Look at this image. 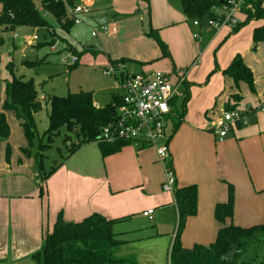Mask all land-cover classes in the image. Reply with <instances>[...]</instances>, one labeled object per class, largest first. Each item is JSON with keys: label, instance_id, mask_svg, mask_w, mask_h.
Here are the masks:
<instances>
[{"label": "crops", "instance_id": "crops-1", "mask_svg": "<svg viewBox=\"0 0 264 264\" xmlns=\"http://www.w3.org/2000/svg\"><path fill=\"white\" fill-rule=\"evenodd\" d=\"M175 1L178 0H149V4L143 1L142 6L153 7V25L156 28L168 27L171 30L162 35L172 46L173 54L187 57L173 63V71L180 73L176 71V63L186 65L199 50L201 53L202 39L207 38L202 36V23L199 26L192 23L193 29L185 14L174 8ZM136 3L138 5V0H112L116 14L131 12ZM237 17L239 22L244 19L240 11ZM248 23L250 26L242 33L237 32L243 26L237 32L230 28L229 31L217 32L214 40L232 35V41L238 40L241 46L231 51L230 57L234 58L238 51L254 73L252 65L255 63L248 60L251 57L247 58V47L253 43L252 52L260 49L262 43H254L253 31L263 25L264 20L253 19ZM190 31L199 32L201 38L196 39ZM143 33L135 31L131 23L123 31L116 26L115 31L103 34L117 41L126 37L127 43L135 48L132 50L139 53L133 61L143 65L160 59L157 57L159 52L153 48L155 42ZM21 40L24 41L23 38ZM136 46L143 49L138 50ZM178 48L181 49L180 54ZM148 49L153 55L147 52ZM116 52L117 55L124 54ZM198 62L189 70L188 78L191 79L195 68L194 75L202 80L211 67L210 59L205 67ZM157 64L163 66L162 69H171L167 62ZM221 65L225 67V64ZM141 68V71L149 69ZM184 76L188 83L184 88L189 97L179 126L175 128L177 118L168 124L167 160L172 162L176 188L193 184L198 188L197 213L186 219L180 235L183 246L192 247L196 243L207 245L215 240L220 224L214 217V208L218 202L227 200V182L235 186L234 215L227 224L251 226L264 222V110H256L258 105L252 106L246 124L234 127L227 136L219 138L212 131V119L222 114L228 97L233 94L243 95L239 109L250 106L244 95L248 84L241 82L236 85L228 76L227 88L220 91L219 78L215 77L213 82L200 89L187 79L185 73ZM259 80L263 82L264 78L255 76L254 96L258 103L264 100V83L261 85ZM243 83L247 84L246 87ZM114 95L115 89L112 101ZM4 97L5 92L2 101ZM217 99L221 103L220 108L210 111ZM95 105L101 107L96 102ZM0 112L5 113L10 126L9 138L0 142V264H39L31 255L42 247L60 213L68 222H81L95 212L109 219H120L114 226L122 241L115 250L117 257L137 264H170V250L178 227V209L174 193L163 189L166 168L156 148L130 143L103 156L98 142L84 144L51 174L44 184V196H41L42 182L37 177L33 158L37 148L32 150L29 147L21 119L18 118L20 123L13 124L14 128L10 125V121H15L14 115H7L2 108ZM8 146L11 148L9 160L6 157ZM27 149L30 151L26 152ZM150 209L154 210L152 218L143 214Z\"/></svg>", "mask_w": 264, "mask_h": 264}, {"label": "trees", "instance_id": "trees-1", "mask_svg": "<svg viewBox=\"0 0 264 264\" xmlns=\"http://www.w3.org/2000/svg\"><path fill=\"white\" fill-rule=\"evenodd\" d=\"M77 0H67L74 6ZM149 4V0H143ZM181 9L189 21L198 20L202 23L205 17H216L215 9L240 0H178ZM240 12L244 19L233 26L237 32L249 21L264 20V0H241ZM51 18L59 25L70 30L75 24L69 17L67 4L63 0H0V28L14 31L19 27L50 29L53 24ZM147 36L156 40L163 57H171L168 45L161 39L158 29L151 28ZM255 44L264 42V24L255 27L253 31ZM4 40L0 39V46ZM42 43H38L39 47ZM68 50L78 57V61L69 65L76 67L79 62L78 52L74 46ZM87 51V49H84ZM90 50V48H89ZM131 59L121 58L111 60L115 68L125 69ZM155 61V60H154ZM1 62V54H0ZM152 62V61H151ZM150 62V63H151ZM13 63L7 65L12 79L6 81L4 100L0 98V108L15 110L21 119L29 147L34 145L38 133L36 116L42 109V101L33 80L17 77L13 70ZM223 73L231 77L236 85L241 82L248 84L251 91H255V76L252 69L237 54ZM2 82L0 76V84ZM188 84L185 82L184 86ZM185 97L179 108L177 128L184 118L188 91L184 88ZM243 95L236 93L228 97L225 110L238 109ZM113 101L104 107H97L91 92H72L66 96L56 94L48 96V128L39 137L37 150L34 154L40 186V195L44 196V184L57 168L82 145L98 142L102 127L113 119L115 113ZM242 124H238L240 127ZM64 129L63 141L67 146V154L62 160L47 169L45 159L47 152L53 146L55 137ZM10 126L5 113L0 112V142L7 140ZM76 138L77 141L73 139ZM103 156L117 152L130 141L98 142ZM30 151L27 149L26 152ZM11 148L6 151L7 160L10 159ZM167 166L172 167L171 160ZM172 169V168H171ZM228 183V197L226 201L218 202L214 208V217L220 224L215 240L207 245L196 243L192 247H185L181 243L180 235L184 229L186 219L197 213L198 188L196 185L176 188L175 204L178 209V227L176 237L170 250V264H264V222L251 226L227 224V220L234 215L235 186ZM120 219H109L101 213H93L81 222H68L62 213L50 233H47L42 247L31 257L39 264H137L129 259L115 255L116 248L122 243L114 230Z\"/></svg>", "mask_w": 264, "mask_h": 264}, {"label": "rangeland", "instance_id": "rangeland-1", "mask_svg": "<svg viewBox=\"0 0 264 264\" xmlns=\"http://www.w3.org/2000/svg\"><path fill=\"white\" fill-rule=\"evenodd\" d=\"M75 4H81L91 8L92 11L86 16V19L90 20L86 22L90 25L86 23L82 25H74L67 31L66 29H63L56 20L51 18L53 26L50 29L46 27H19L14 31H6L0 28V39L4 40V44L0 46V76L2 79L0 84V98L2 99V96L4 95L6 81L12 79L11 73L7 67V65L12 62L14 65L13 70L17 77H21L24 80H33L42 101V109L36 116L38 133L34 140L32 150L37 148L39 137L42 136L48 128L47 113L49 109V95L56 94L59 96H66L72 92H91L94 103L96 102L102 107L112 101V92L114 91L116 84L114 77H107L102 72V68L104 66L108 67L111 65V60L121 58L131 59L132 61H128L126 63L125 69L132 73L140 72L142 70L141 67L149 68L145 71H161L163 73H170L174 72V62H180V59L187 58L185 56L176 57L177 54H173L171 51L172 46L166 42L162 35H167L166 33H169L171 30H168V27H164L162 29L156 28L153 25V13H155V11L151 6L149 8L146 6L143 7L142 0H138V5L136 3L131 12L124 14H116L113 9L114 7L112 6V0H77ZM174 6L176 10L179 9L183 12L179 1H175ZM237 13L238 12H235V16L236 19L239 20ZM105 14H109V21L107 23L108 26H117L120 31L128 28V26L132 23V27L135 31L138 30L139 32H144L143 34L149 38L147 34L151 31V28L156 30L158 29L161 39L168 45L171 57H163L159 45L156 40L152 38L155 42V44H153V48L159 52L160 55L158 54L157 57L160 59L143 65L141 63H136L133 60L136 58L135 56H139V53H135L137 51L132 50V48L134 50L135 48L133 45L127 43V38L125 37L122 40L117 41L116 39L107 37L103 34V31H101L100 24L94 21L95 18ZM128 22L130 24H128ZM125 23L127 24L124 25ZM192 23L193 21L189 22L194 29L195 27ZM249 26L250 23H246L237 33H242ZM230 28L231 25L228 24H222L219 27H215L210 23V18L205 17L202 20L201 29L202 36H206L207 39H202V52L200 53L199 50L186 65L181 66L176 63L178 69L176 71H181L180 73L182 76H184L185 73L187 79L195 82L193 85L200 89L206 84L213 82L215 77L219 78L218 85H220V91L227 88L226 80H228L229 77L223 74V69L227 68L233 59L230 57L231 51L239 48L241 45L238 40L232 41V35H228V37L223 36L217 41L214 39L217 32L220 33L223 30L229 31ZM93 29H97L99 32L97 37L91 35V31ZM198 29H200V27ZM192 32L194 33V31H190L193 36ZM36 34L38 35V40L32 44L21 40L25 35L34 36ZM38 43L42 44L37 47L36 45ZM69 44H72L71 46H74L78 54H80L79 62L76 67H69V65L64 64L61 60L63 56L73 54L68 50V47L70 46ZM89 48L92 51H89ZM253 48V43L251 46L249 45L247 47V58L251 57V59L248 60H252L255 63L254 66L252 65L255 76L257 78H264V43H262L260 49H258L256 53L252 52ZM84 49H87V51ZM136 49L139 50L143 48L136 46ZM116 51H120L124 54L117 55L118 52ZM177 51L178 54L181 53L180 48H178ZM147 52L153 55L150 49H148ZM236 54H238V51ZM198 59L200 62H198ZM209 59L211 67H209L208 71L205 72L202 80H198V76L194 75V72L196 71L195 68L191 74V79L188 78V75L190 74L189 70L194 67L197 62L201 63L200 66L205 67ZM163 61L170 65V70L162 69L163 66L160 64H157L156 66V63ZM221 64H225V67ZM258 83L262 85L264 81L261 82V80H259ZM243 85L246 87L247 84L243 83ZM255 94L256 93L250 90L249 86L248 91L244 94L246 96L245 100L248 101V105L253 106V108L259 104L258 99H255ZM215 100L216 97H214V101ZM220 105L221 103L217 99L216 104L214 105L213 103L214 107H210L209 110L211 111L212 108H220ZM6 111L7 115H14L15 121H10V125L12 127H14V123H20L15 110ZM64 133L65 130L62 129L61 134L55 137L52 148L47 152L48 156L45 159L47 169L59 163L62 160V155H65L68 152L67 146L70 145L71 141L67 142V144L64 143ZM73 140L77 141L76 138ZM32 152V154H34L35 151ZM33 158L35 160L34 156Z\"/></svg>", "mask_w": 264, "mask_h": 264}, {"label": "built area", "instance_id": "built-area-1", "mask_svg": "<svg viewBox=\"0 0 264 264\" xmlns=\"http://www.w3.org/2000/svg\"><path fill=\"white\" fill-rule=\"evenodd\" d=\"M69 17L74 24L85 23L86 16L92 10L90 7L75 4L71 6L67 0ZM240 1H231L222 7L216 8V17L210 19V23L219 27L222 24L235 26L239 20L236 19L235 12L240 10ZM195 26L201 25L198 20L193 21ZM100 29L105 34L115 31L116 27L110 28L108 24H100ZM97 29H93L92 35H98ZM193 36L198 39L199 32H194ZM16 37V36H15ZM24 41L33 43L38 40V35L24 36ZM62 62L73 65L78 61L74 54L62 57ZM107 77H114L115 113L112 120L105 124L100 132L98 142L130 141L154 147L157 154L166 168V180L163 189L175 193L176 177L171 168L167 166L169 157V137L167 127L173 118H179V108L181 101L185 97L184 84L185 76L179 72L163 73L161 71H140L131 73L122 68H115L112 65L102 69ZM252 106H247L244 110H224L221 115L212 119V131L223 138L238 124L247 123V115L252 112ZM256 110H264V100L260 101ZM154 210L143 212L145 216L152 218Z\"/></svg>", "mask_w": 264, "mask_h": 264}, {"label": "water", "instance_id": "water-1", "mask_svg": "<svg viewBox=\"0 0 264 264\" xmlns=\"http://www.w3.org/2000/svg\"><path fill=\"white\" fill-rule=\"evenodd\" d=\"M96 22L99 24H107L108 23V15H101L99 17L96 18Z\"/></svg>", "mask_w": 264, "mask_h": 264}]
</instances>
